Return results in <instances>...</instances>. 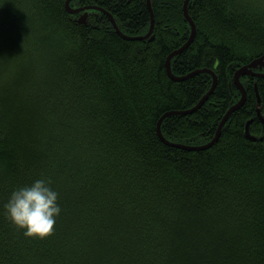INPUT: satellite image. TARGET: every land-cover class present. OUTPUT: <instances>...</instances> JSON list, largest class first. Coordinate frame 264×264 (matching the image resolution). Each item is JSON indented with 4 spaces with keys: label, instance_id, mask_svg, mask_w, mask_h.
<instances>
[{
    "label": "trees",
    "instance_id": "1",
    "mask_svg": "<svg viewBox=\"0 0 264 264\" xmlns=\"http://www.w3.org/2000/svg\"><path fill=\"white\" fill-rule=\"evenodd\" d=\"M0 0V264H264V0ZM154 26L150 37H144ZM85 21V22H82ZM263 70V69H261ZM256 141L245 135L247 121ZM49 178L55 232L25 236L12 189Z\"/></svg>",
    "mask_w": 264,
    "mask_h": 264
},
{
    "label": "clouds",
    "instance_id": "2",
    "mask_svg": "<svg viewBox=\"0 0 264 264\" xmlns=\"http://www.w3.org/2000/svg\"><path fill=\"white\" fill-rule=\"evenodd\" d=\"M5 215L25 236L46 238L55 232L61 215L60 194L49 178H37L12 189L3 204Z\"/></svg>",
    "mask_w": 264,
    "mask_h": 264
},
{
    "label": "water",
    "instance_id": "3",
    "mask_svg": "<svg viewBox=\"0 0 264 264\" xmlns=\"http://www.w3.org/2000/svg\"><path fill=\"white\" fill-rule=\"evenodd\" d=\"M72 0H67L66 2V8H67V11L70 13V14H78L80 12H84L86 10H97L99 12H104L106 13L102 8H99V7H94V6H89V7H82V8H71L70 7V2ZM190 0H186L185 1V4H184V15L186 17V19L188 20V22L190 23L191 25V30H192V34H191V37H190V40L187 42V44H185L181 49L171 53L168 58H167V62H166V68H167V73L168 75L173 79V80H176V81H180V80H184V79H187V78H190L198 73H202V72H208L209 74L212 75L213 77V85L210 89V91L208 92V94L200 101V103L195 106L194 108H192L191 110L189 111H185V112H182L181 114H190L194 111H196L197 109H199L204 103L205 101L209 98V96L214 92L216 86H217V76L216 74L211 71V70H197V71H194L193 73L191 74H188L186 76H182V77H179V76H175L171 70V60L174 56L178 55L179 53L183 52L187 47L188 45L191 43V41L194 39V36H195V33H196V30H195V24L193 22V20L190 18L189 14H188V11H187V6H188V3H189ZM149 2V0H148ZM111 21H112V24L113 26L115 27L116 31L125 39H128V40H142V39H146L148 37H150L151 33H152V30H153V26H154V18H153V15H152V19H151V26H150V32L144 36V37H129V36H125L123 33H121L117 27V25L115 24V21L113 20V18H111ZM82 22H85L82 20ZM264 67V55L258 59H255L253 60L251 63L247 64L246 66H243L241 68H239L235 74H234V83L235 85L237 86L238 90L241 92V98L239 100V102L237 104H235L234 106H232L228 111L227 113L225 114V116L223 117L219 127H218V130L216 132V135L215 137L210 141L208 142L207 144H204L202 146H186V145H182V144H176V143H171L169 141H167L162 133H161V124L163 122V120L172 115V114H180L179 112H175V113H168V114H165L159 121L158 123V127H157V132H158V135L159 137L168 145L170 146H173V147H177V148H181V149H185V150H189V151H200V150H205V149H208L210 147H212L217 141L218 139L220 138V135H221V131L224 127V125L226 124V122L228 121V119L230 118V116L235 112L237 111L238 109H240L245 101H246V98H247V92H246V89L245 87L243 86V84L241 83L240 81V78L241 77H244V76H252V77H257V78H260V77H264V72H255V69H262ZM255 89H256V93H257V98H258V104H257V114L259 116V118L264 122V119L262 117V114L260 112V105H261V101H260V96H259V93H258V89H257V86H255ZM252 122V119L247 121L246 123V126H245V135L248 139L250 140H253V141H256L258 138L256 136H253L251 133H250V130H249V126Z\"/></svg>",
    "mask_w": 264,
    "mask_h": 264
},
{
    "label": "flooded vegetation",
    "instance_id": "4",
    "mask_svg": "<svg viewBox=\"0 0 264 264\" xmlns=\"http://www.w3.org/2000/svg\"><path fill=\"white\" fill-rule=\"evenodd\" d=\"M89 10H86V11H84V12H88ZM263 70H261V69H255V71L256 72H264V67L262 68ZM248 77H250V76H248ZM252 77V76H251ZM263 117V116H262ZM263 119H264V117H263ZM261 120V119H260ZM261 122L264 124V122L261 120Z\"/></svg>",
    "mask_w": 264,
    "mask_h": 264
},
{
    "label": "rangeland",
    "instance_id": "5",
    "mask_svg": "<svg viewBox=\"0 0 264 264\" xmlns=\"http://www.w3.org/2000/svg\"><path fill=\"white\" fill-rule=\"evenodd\" d=\"M74 8H76V7H74ZM80 13H82V12H80ZM256 72V71H255Z\"/></svg>",
    "mask_w": 264,
    "mask_h": 264
},
{
    "label": "bare ground",
    "instance_id": "6",
    "mask_svg": "<svg viewBox=\"0 0 264 264\" xmlns=\"http://www.w3.org/2000/svg\"><path fill=\"white\" fill-rule=\"evenodd\" d=\"M143 40V39H142Z\"/></svg>",
    "mask_w": 264,
    "mask_h": 264
}]
</instances>
